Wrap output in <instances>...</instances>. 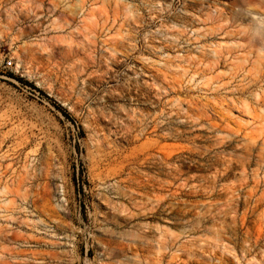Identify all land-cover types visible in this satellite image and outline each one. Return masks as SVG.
Returning a JSON list of instances; mask_svg holds the SVG:
<instances>
[{
    "label": "rangeland",
    "instance_id": "1",
    "mask_svg": "<svg viewBox=\"0 0 264 264\" xmlns=\"http://www.w3.org/2000/svg\"><path fill=\"white\" fill-rule=\"evenodd\" d=\"M244 7L0 0V264H264Z\"/></svg>",
    "mask_w": 264,
    "mask_h": 264
},
{
    "label": "bare ground",
    "instance_id": "2",
    "mask_svg": "<svg viewBox=\"0 0 264 264\" xmlns=\"http://www.w3.org/2000/svg\"><path fill=\"white\" fill-rule=\"evenodd\" d=\"M235 1L237 4L240 3V4L245 5L244 10H246V12L251 16L252 27L255 29H258L260 31H263L264 30V17H262V16H264V9L261 10L260 8L262 6L264 7V0H235ZM214 8H215V11H217V10L221 11L220 7L215 6ZM250 43H254V42L250 41ZM251 46L253 47L252 44H251ZM252 47H249V49ZM254 48H252V49H254ZM248 151H249V149H248ZM258 152H261V151L258 150ZM0 191H2V190H0Z\"/></svg>",
    "mask_w": 264,
    "mask_h": 264
},
{
    "label": "built area",
    "instance_id": "3",
    "mask_svg": "<svg viewBox=\"0 0 264 264\" xmlns=\"http://www.w3.org/2000/svg\"><path fill=\"white\" fill-rule=\"evenodd\" d=\"M9 65H11V60H6V63H5V65L4 66H9Z\"/></svg>",
    "mask_w": 264,
    "mask_h": 264
}]
</instances>
